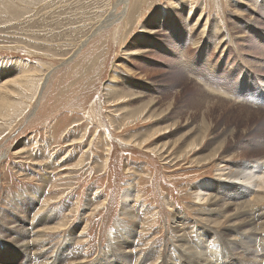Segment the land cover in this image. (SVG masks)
<instances>
[{
    "label": "rangeland",
    "instance_id": "obj_1",
    "mask_svg": "<svg viewBox=\"0 0 264 264\" xmlns=\"http://www.w3.org/2000/svg\"><path fill=\"white\" fill-rule=\"evenodd\" d=\"M0 88V264H264V198L191 192L264 160V0H0Z\"/></svg>",
    "mask_w": 264,
    "mask_h": 264
},
{
    "label": "bare ground",
    "instance_id": "obj_2",
    "mask_svg": "<svg viewBox=\"0 0 264 264\" xmlns=\"http://www.w3.org/2000/svg\"><path fill=\"white\" fill-rule=\"evenodd\" d=\"M17 78V77H16ZM8 80V79H7ZM6 80V81H7ZM14 80V79H13ZM10 82V81H9ZM3 83V82H2ZM17 84V83H16ZM20 84V83H19ZM4 85V84H3ZM9 85V84H8ZM1 89V88H0ZM2 93V91H1ZM5 93V92H3ZM216 94V93H215ZM16 95V94H15ZM6 96V95H5ZM5 96H1V100L3 101L0 102V107H4L1 115H9L8 113L10 112V109L7 108L8 106L10 107V105H8L5 101V99H3V97ZM224 96V95H223ZM222 96V97H223ZM227 96H225L224 98H226ZM7 100V98H6ZM212 99H210L211 101ZM213 101V100H212ZM215 102V101H214ZM10 103V102H9ZM217 103V102H216ZM130 107V106H128ZM12 110V109H11ZM12 113V112H11ZM204 131V130H203ZM146 137V136H145ZM150 137V136H149ZM148 139V138H147ZM147 139L142 140V142L140 143V145H144L145 142L147 141ZM150 139V138H149ZM148 142V141H147ZM150 142V141H149ZM79 143V142H78ZM191 146V145H190ZM219 148V146L217 147ZM216 154V153H215ZM82 160V159H81ZM222 161V160H221ZM238 162V161H237ZM80 163V160H78L77 162H75V165H78ZM220 163V162H219ZM224 163V162H223ZM81 164V163H80ZM234 170V169H233ZM230 170L227 169V167H224V165L219 166V168L216 169V173L219 174V178L217 180H215V183L213 180H201L199 181L196 186H194V188L191 190V192H193V196H194V200L196 203L198 204H202L204 202H208L209 206L207 207V211L209 213L214 214L215 212H217L216 217L214 216V218L211 216L210 222H216L217 224H221L222 223V219H224L227 214H225L226 209L232 205H235L237 207H239V212L237 213L238 215L236 216H244V218L247 217V219H245L244 222L239 223V224H235L233 227H229V228H223L221 230L222 234H229L231 231H235L237 232V234L239 236H244L246 237V234H256L258 232H255L254 228H251V225L254 222V220H256V218H258L259 214L256 210L254 209H250V210H246L243 208V206H238L239 203L242 202H249V201H258L260 199L264 198V160L260 161V162H255L254 164H244L242 170ZM211 177V176H210ZM234 185H242L241 187H234ZM235 189H234V188ZM213 188L217 189V190H221L223 192H221L220 194L218 192H216V199H211V195H210V190H212ZM134 190V189H133ZM133 190L132 188H128L125 189V191L122 193V204L121 206V213L123 215H129V216H134V214L131 211V201H132V196H133ZM219 195V196H218ZM210 198V199H209ZM130 201V202H129ZM250 203V202H249ZM168 204V203H167ZM170 204V203H169ZM43 206V205H42ZM210 207H215L214 209H210ZM250 207V206H249ZM204 208V207H203ZM248 208V207H247ZM258 208V207H257ZM42 209V207H41ZM38 212V211H37ZM40 213V212H39ZM235 213V212H234ZM44 214V213H43ZM236 214V213H235ZM211 215V214H210ZM183 216V215H182ZM210 217V216H209ZM256 217V218H255ZM50 216L49 215H42L37 219V223H44L42 226H40V228L38 229V232L41 231V235L44 233V231H59L64 229V222L62 220L58 219H53V217L51 216L50 221L51 223L48 225L46 222L49 221ZM35 219V218H33ZM32 219V221H33ZM172 222L174 224V230L178 228L179 223L177 221V219H175L174 217L172 218ZM1 222V221H0ZM3 223V222H2ZM47 224V225H46ZM216 224V225H217ZM13 226H16V224H13ZM12 226V227H13ZM247 229H243L244 227H248ZM129 227V226H128ZM20 228V227H19ZM35 229V228H34ZM132 229V227H131ZM135 230V229H134ZM257 230V229H256ZM12 231H14L12 229ZM178 231V229H177ZM31 232V231H30ZM127 236L130 235V231L126 232ZM30 235V234H29ZM26 235H22L19 236V238H16L14 241L15 242H19L24 240L23 238ZM214 236V235H213ZM251 236H249V238H251ZM15 238V237H14ZM72 238V237H71ZM121 238V237H120ZM234 238V237H233ZM128 239V238H127ZM34 240L37 243V247L43 246L44 242L42 241V237L38 234L37 237H35V239L29 241L28 242H22L24 245H22L23 250L21 249V253L24 254L23 252H26L27 254L31 253L33 250V247L36 245L34 244ZM123 240V239H121ZM221 240V239H220ZM219 239H216L215 242L218 241V243L220 242ZM229 243H233L235 242V240L233 239H227ZM38 241V242H37ZM119 242V241H118ZM227 242V244H228ZM120 244V243H119ZM21 245V244H20ZM124 245V244H123ZM122 245V246H123ZM121 246V247H122ZM215 246H217V244H213L210 248H214ZM216 249V248H215ZM69 250V249H68ZM118 250V249H117ZM23 251V252H22ZM53 253H51L49 256L44 257L41 262L39 264H47L49 261V257H51L52 261L50 263L52 264H60L59 262L66 256L67 254V250H64L61 248L60 252L58 253V255L56 256V258H54ZM194 251V250H193ZM262 251V250H261ZM160 253V252H159ZM192 253V251H191ZM44 254V253H43ZM68 255V254H67ZM121 256L126 257V259L131 260V255L128 251V249L125 247L121 254ZM153 255V253H152ZM187 255V253H186ZM189 255V254H188ZM192 255V254H191ZM202 255V253H200L199 251L195 252V256L196 257H200ZM38 256V255H37ZM40 256V255H39ZM150 257V256H149ZM159 257V256H158ZM189 257V256H187ZM192 257V256H191ZM37 258V257H35ZM66 258V257H65ZM186 258V257H185ZM125 259V258H124ZM31 260V259H30ZM29 260V261H30ZM64 260V259H63ZM254 260V259H253ZM85 260H79L76 263H82ZM250 261V260H248ZM252 261V260H251ZM127 262V261H126ZM31 263V262H30ZM85 263V262H84ZM209 262H207L208 264ZM68 264H71L70 262ZM73 264V263H72ZM206 264V263H205Z\"/></svg>",
    "mask_w": 264,
    "mask_h": 264
}]
</instances>
